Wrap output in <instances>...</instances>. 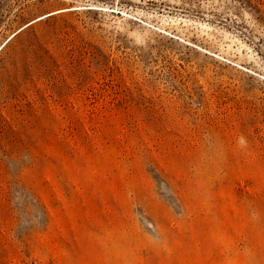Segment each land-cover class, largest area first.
Wrapping results in <instances>:
<instances>
[{"label":"rangeland","instance_id":"1","mask_svg":"<svg viewBox=\"0 0 264 264\" xmlns=\"http://www.w3.org/2000/svg\"><path fill=\"white\" fill-rule=\"evenodd\" d=\"M0 125V264H264V0H0Z\"/></svg>","mask_w":264,"mask_h":264},{"label":"trees","instance_id":"2","mask_svg":"<svg viewBox=\"0 0 264 264\" xmlns=\"http://www.w3.org/2000/svg\"><path fill=\"white\" fill-rule=\"evenodd\" d=\"M23 29H21L20 31H22ZM17 34H15V35H13L12 36V38L13 37H15ZM11 38V39H12ZM10 41V39L4 44V45H6L8 42ZM7 143H10V140H9V133L8 132H6L5 130H4V126H2V125H0V145H1V151L2 152H5L2 148L7 144Z\"/></svg>","mask_w":264,"mask_h":264},{"label":"bare ground","instance_id":"3","mask_svg":"<svg viewBox=\"0 0 264 264\" xmlns=\"http://www.w3.org/2000/svg\"><path fill=\"white\" fill-rule=\"evenodd\" d=\"M25 26H26V25H25ZM23 27H24V26H23ZM23 27H22V28H23ZM22 28H21V29H22Z\"/></svg>","mask_w":264,"mask_h":264},{"label":"water","instance_id":"4","mask_svg":"<svg viewBox=\"0 0 264 264\" xmlns=\"http://www.w3.org/2000/svg\"><path fill=\"white\" fill-rule=\"evenodd\" d=\"M26 26H27V25H26ZM26 26H25V27H26Z\"/></svg>","mask_w":264,"mask_h":264}]
</instances>
